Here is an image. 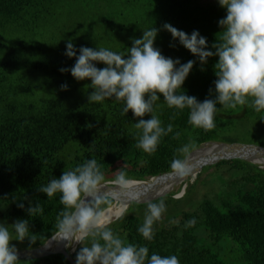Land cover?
Wrapping results in <instances>:
<instances>
[{
    "label": "trees",
    "instance_id": "16d2710c",
    "mask_svg": "<svg viewBox=\"0 0 264 264\" xmlns=\"http://www.w3.org/2000/svg\"><path fill=\"white\" fill-rule=\"evenodd\" d=\"M91 13L77 27L87 25L103 30L106 39L116 43L103 45L110 51L127 54L131 38H141L143 30L160 29L154 47L166 58L179 59L181 64L194 60L192 70L177 93L194 96L198 102L214 91V65L218 57H210L205 65L189 50L173 40L163 29L165 23L189 35L196 30L207 38L208 48L219 42L222 29L218 21L226 17V9L218 0L201 3L199 0H0V218L28 220L33 234L44 236L29 247L26 238L23 248L41 246L56 231L55 223L63 205L59 194L49 199L38 189L52 179H59L64 170L74 169L89 159H96L105 180L115 178V171L126 163L127 177L132 181H148L151 177L171 172L170 162L176 149L187 144L191 137L198 148L207 142H239L233 133H239L250 121L264 128V112L256 113L251 107L236 110H218L215 127L205 132L188 124L189 110L169 109L157 102L155 114L162 126L173 125V132L161 138L154 154L148 155L136 148L133 124L137 122L131 111L121 115L123 103L114 98L102 103H89L93 91L85 88L90 80L77 81L70 72L61 68L74 66L75 57L65 55L66 44L56 38L55 32L65 33L63 20L73 14ZM102 33L76 37L77 55L81 46L93 49ZM73 43V42H72ZM170 45H175L172 47ZM98 68L106 67L96 63ZM179 67V65H177ZM203 67V70H201ZM67 84V90L61 85ZM106 106V107H105ZM217 108L221 105L217 104ZM143 119H151L146 114ZM176 132L179 139H173ZM264 147V139L252 135L247 142ZM214 169L226 177L211 196L190 201L200 173L180 199L174 193L163 199L166 208L173 207L169 225L153 227L152 241H146L138 232L141 216L131 212L132 207L147 211V204H131L123 217L111 223L114 233L129 243L147 246L149 257L177 256L180 264H264V170L242 160L221 161L202 169ZM27 197V199H24ZM23 203L24 209L18 207ZM39 204L43 214L29 216L28 207ZM111 204L102 207H111ZM180 206H189L181 210ZM194 226L186 227L190 220ZM15 239V237H14ZM238 246L236 260L220 258L223 246ZM77 249L72 253L75 260ZM50 256L30 264H57ZM64 259V258H63ZM65 260V259H64ZM26 262L18 261L17 263Z\"/></svg>",
    "mask_w": 264,
    "mask_h": 264
},
{
    "label": "clouds",
    "instance_id": "9594fccd",
    "mask_svg": "<svg viewBox=\"0 0 264 264\" xmlns=\"http://www.w3.org/2000/svg\"><path fill=\"white\" fill-rule=\"evenodd\" d=\"M219 5L226 9V17L218 21L222 29L219 42L208 48L207 38L194 30L191 35L176 29L169 23L163 29L171 33L173 40L189 50L199 59L203 66L210 57H218L214 65V91L209 94L215 99L206 98L198 102L194 96L181 89L196 61L189 60L181 64L179 59L166 58L161 51L154 47L160 29L152 27L143 30L141 38H131L132 46L127 54L116 53L106 48L93 49L81 46L79 55L74 44L69 40L66 44L65 55L75 57V64L70 69L61 68V73L70 72L77 81L90 80L85 88L93 91L88 96L89 103H102L106 99L114 98L123 103L121 115L129 111L137 122L133 124L134 135L137 139L136 148L152 155L162 137L173 132V125L169 123L163 127L161 120L155 114L160 95L169 109H176L173 119L184 109L189 110L188 124L193 129H203L205 132L215 127L214 116L218 110H236L238 106H249L256 113L264 112V0H218ZM175 47V45H170ZM96 63H103L104 68H98ZM179 65V67H177ZM203 70V67L202 69ZM68 85H61V90H67ZM221 105L217 108L216 105ZM106 107V106H105ZM146 114L151 119L145 120ZM176 132L173 139H179ZM197 145L190 137L189 142L176 149L170 162L171 174L179 179L194 175L191 154ZM127 164L115 171V178L106 181L101 166L96 159H89L74 169L64 170L59 179H52L46 186L38 190L45 193L49 199L59 194V202L63 205L59 212L53 240L68 241L66 247L74 243L82 245L76 253L75 264H180L177 256H161L156 253L149 257L147 246L127 242L109 227L113 213L102 207L111 204V197L101 195L105 184H110L127 193L135 183L127 177ZM117 193H113L115 196ZM90 198V199H89ZM27 199V197H24ZM139 199V197L137 198ZM147 203L142 226L138 228L144 240L152 241L154 223L162 218L166 210L163 199L158 203L151 200ZM24 209V204H18ZM127 205L114 214L116 220L123 217ZM29 216L43 214V208L37 204L28 207ZM175 223V221H172ZM196 221L190 220L186 227L194 226ZM15 233L9 231L8 226L0 224V264H17L18 250L10 242L21 243L28 238L29 247L44 236L33 234L29 230L28 220H17L11 225ZM88 242L86 245L85 242ZM46 245L45 247H47Z\"/></svg>",
    "mask_w": 264,
    "mask_h": 264
},
{
    "label": "water",
    "instance_id": "95a60500",
    "mask_svg": "<svg viewBox=\"0 0 264 264\" xmlns=\"http://www.w3.org/2000/svg\"><path fill=\"white\" fill-rule=\"evenodd\" d=\"M211 147L212 149L205 154L194 156L196 152L204 147ZM191 160L194 168V175L196 176L203 168L213 166L221 161L242 160L253 165H257L260 169L264 166V147L252 143H223V142H207L194 149L191 154ZM179 179L166 172L164 174L151 177L148 181H134L131 189L127 193H119L118 189L110 184H105L101 189V195H108L111 197L113 204L118 203L121 205H127V208L131 204L143 205L147 204L145 201L151 200L152 202L163 198L168 195L170 190L160 192L163 186L168 183L178 184L185 181ZM117 193L113 196V193ZM139 197V199H137ZM90 199V198H89ZM109 208V207H108ZM68 241L65 240H53L52 236L45 241L41 246L18 250L19 261H34L38 259L47 258L50 256L60 255L67 264H75V260L72 257L74 249L69 250L66 245ZM48 245L47 247H45Z\"/></svg>",
    "mask_w": 264,
    "mask_h": 264
},
{
    "label": "rangeland",
    "instance_id": "374dc122",
    "mask_svg": "<svg viewBox=\"0 0 264 264\" xmlns=\"http://www.w3.org/2000/svg\"><path fill=\"white\" fill-rule=\"evenodd\" d=\"M199 1L201 3H212L215 0H199ZM89 16H91L90 12L87 14H82L81 12H78L77 14H73L72 16H70V18L63 20V23L67 26L65 33L60 34L58 32H55L54 36L56 38H60L62 44H67V42L69 40H71L73 42V44H75L76 37L81 38L82 34L84 32H87L89 34V36H94L96 34L102 33L103 30H98V29L96 30L95 28L88 27L87 25L77 27L78 24L79 25L83 24ZM115 43H116V45H119V44H117V41L115 42L114 40L106 39V35L102 33L101 39L96 42V46H94V48H100L106 44H112L114 46ZM74 47L77 48V45ZM232 135L234 137H236V139L239 141V143L247 142L249 137L252 135L256 136L258 139H260V138L264 139V128H262L260 125H258L254 121L250 120L242 128V130L239 133H233ZM263 170H264V166H263ZM213 172H214V169H208L204 172H202V170H201L199 172L200 177L197 179L196 186L192 190V194L189 198L190 201L200 200L205 195L211 196L212 190H214L215 188L219 189V186L223 182L227 181V178L221 177L220 173H214L213 174ZM195 179H196V176L187 177L185 179V181L183 182V184L181 183L179 185L172 186V188L170 189L168 194L173 192L174 193V195H173L174 199L182 198L183 195L185 194L186 190L188 189V187L193 184ZM117 204L118 203L113 204L110 208H116ZM188 207L189 206H180V209L185 211V210H188ZM175 210L176 209H174L172 206L166 208L165 212L162 214L161 220L154 223L153 227L169 225L172 222L171 215H173ZM131 212H135V214H137L138 216H141L142 219L144 220V216H145V212H146L144 209L141 210L138 207H132ZM115 221L116 220H114V221L112 220L111 223H113ZM15 222L16 221L14 219H2V218H0V224H5L6 226H8L9 231L13 234V239L15 237V233H14L13 229L11 228V225ZM10 243L12 245H15L17 250L23 249L22 245L15 240H12ZM85 244L87 245L88 242L86 241ZM81 247H82V245L78 243V246H76L74 248L73 252L75 250L81 248ZM223 247L224 248H223V250H221L220 255H219L220 258H224L226 260L238 259L239 249H238L237 245L229 243ZM70 248L71 247H68L69 250H71ZM54 260L57 264H67V262L63 258H56ZM17 264H30V263H28L26 261V262H21V263H17Z\"/></svg>",
    "mask_w": 264,
    "mask_h": 264
},
{
    "label": "bare ground",
    "instance_id": "6f19581e",
    "mask_svg": "<svg viewBox=\"0 0 264 264\" xmlns=\"http://www.w3.org/2000/svg\"><path fill=\"white\" fill-rule=\"evenodd\" d=\"M212 148L211 147H204L203 149L199 150L198 152H196L194 154V156H198V155H201V154H205V153H208ZM180 183L176 184V185H179ZM175 184H171V183H168L166 184L165 186L162 187V189L160 190V192H165L167 190H170L172 188V186H174ZM181 186V185H180ZM180 189V188H179ZM124 205H121V204H117V207L116 208H108V210L113 213V216H112V220H116L115 217H114V214L116 212H118L120 210L121 207H123ZM76 246H78V243H74L70 249H74Z\"/></svg>",
    "mask_w": 264,
    "mask_h": 264
}]
</instances>
